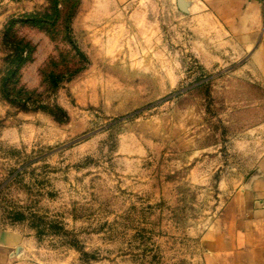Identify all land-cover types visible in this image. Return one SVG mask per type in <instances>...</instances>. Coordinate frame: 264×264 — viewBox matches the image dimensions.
<instances>
[{
  "label": "rangeland",
  "instance_id": "obj_1",
  "mask_svg": "<svg viewBox=\"0 0 264 264\" xmlns=\"http://www.w3.org/2000/svg\"><path fill=\"white\" fill-rule=\"evenodd\" d=\"M186 1L0 0L5 264H264V58Z\"/></svg>",
  "mask_w": 264,
  "mask_h": 264
},
{
  "label": "crops",
  "instance_id": "obj_2",
  "mask_svg": "<svg viewBox=\"0 0 264 264\" xmlns=\"http://www.w3.org/2000/svg\"><path fill=\"white\" fill-rule=\"evenodd\" d=\"M205 9L219 19L235 36L244 37L256 45V53L264 58V0H198ZM193 5V3H189ZM260 175L264 176V156L259 164ZM258 196L264 199V181L257 183ZM258 215L264 218V204ZM21 238L0 229V264H5L6 251ZM264 245V242H262ZM264 250V249H263Z\"/></svg>",
  "mask_w": 264,
  "mask_h": 264
},
{
  "label": "water",
  "instance_id": "obj_3",
  "mask_svg": "<svg viewBox=\"0 0 264 264\" xmlns=\"http://www.w3.org/2000/svg\"><path fill=\"white\" fill-rule=\"evenodd\" d=\"M177 6L180 11L187 12L189 3L186 0H177Z\"/></svg>",
  "mask_w": 264,
  "mask_h": 264
},
{
  "label": "trees",
  "instance_id": "obj_4",
  "mask_svg": "<svg viewBox=\"0 0 264 264\" xmlns=\"http://www.w3.org/2000/svg\"><path fill=\"white\" fill-rule=\"evenodd\" d=\"M32 18L36 19L35 21L38 22V21H41V17L39 15H35L33 16Z\"/></svg>",
  "mask_w": 264,
  "mask_h": 264
}]
</instances>
